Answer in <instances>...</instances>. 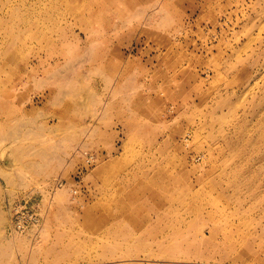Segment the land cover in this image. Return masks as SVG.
Wrapping results in <instances>:
<instances>
[{"label":"rangeland","instance_id":"obj_1","mask_svg":"<svg viewBox=\"0 0 264 264\" xmlns=\"http://www.w3.org/2000/svg\"><path fill=\"white\" fill-rule=\"evenodd\" d=\"M0 264H264V0H0Z\"/></svg>","mask_w":264,"mask_h":264},{"label":"built area","instance_id":"obj_2","mask_svg":"<svg viewBox=\"0 0 264 264\" xmlns=\"http://www.w3.org/2000/svg\"><path fill=\"white\" fill-rule=\"evenodd\" d=\"M11 210L14 213V218L16 217L11 223L12 229L15 231H23L26 228V223L23 220L29 221L28 219H33V216L29 214L25 204L13 205L11 206Z\"/></svg>","mask_w":264,"mask_h":264}]
</instances>
